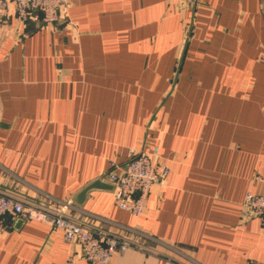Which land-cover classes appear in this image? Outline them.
<instances>
[{
  "label": "crops",
  "instance_id": "crops-1",
  "mask_svg": "<svg viewBox=\"0 0 264 264\" xmlns=\"http://www.w3.org/2000/svg\"><path fill=\"white\" fill-rule=\"evenodd\" d=\"M146 145L169 172L142 215L105 190L75 205L164 243L112 264L264 263V225L242 208L264 194V0H74L62 23L0 24L1 190L67 202ZM6 221L0 264H85L46 222Z\"/></svg>",
  "mask_w": 264,
  "mask_h": 264
},
{
  "label": "built area",
  "instance_id": "built-area-1",
  "mask_svg": "<svg viewBox=\"0 0 264 264\" xmlns=\"http://www.w3.org/2000/svg\"><path fill=\"white\" fill-rule=\"evenodd\" d=\"M73 3L74 0H0V24L12 16L24 24L31 21L44 25L62 23L69 19ZM129 151L130 159L123 164L112 162L105 179L114 184L116 205L138 217L145 212L153 187L167 176L169 170L159 161L158 145H146L139 150L130 148ZM242 208L244 216L258 217L264 225L263 193L248 192ZM74 210L77 208L70 201L52 198L33 201L0 189V231L10 225L7 218L11 222L41 220L53 230L62 231L68 242H79L85 264H112L116 256L127 250H144L147 247L143 244L144 239L153 243L152 252L159 253L158 246L164 244L137 230H131L132 236L110 232L78 218ZM67 264H75L74 258L70 257ZM247 264L264 263L249 261Z\"/></svg>",
  "mask_w": 264,
  "mask_h": 264
},
{
  "label": "water",
  "instance_id": "water-1",
  "mask_svg": "<svg viewBox=\"0 0 264 264\" xmlns=\"http://www.w3.org/2000/svg\"><path fill=\"white\" fill-rule=\"evenodd\" d=\"M107 174V173H106ZM106 174L102 175L101 177L93 180L89 184H87L84 188H82L75 196H73L70 199V203L82 206L87 198V195L92 190H105V191H114V184L107 181L105 179ZM25 221L22 219L16 220V226L19 227L22 225Z\"/></svg>",
  "mask_w": 264,
  "mask_h": 264
},
{
  "label": "rangeland",
  "instance_id": "rangeland-1",
  "mask_svg": "<svg viewBox=\"0 0 264 264\" xmlns=\"http://www.w3.org/2000/svg\"><path fill=\"white\" fill-rule=\"evenodd\" d=\"M181 64H177V67H180ZM177 69V68H176ZM180 69V68H178ZM177 69V71H178ZM176 71L174 78H171L168 80V86H169V92L168 95L174 94L176 90H178V87L180 85V78L179 73Z\"/></svg>",
  "mask_w": 264,
  "mask_h": 264
}]
</instances>
